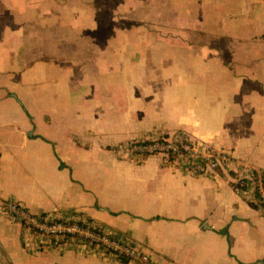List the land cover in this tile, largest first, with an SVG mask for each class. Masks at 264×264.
I'll list each match as a JSON object with an SVG mask.
<instances>
[{
  "label": "crops",
  "instance_id": "obj_1",
  "mask_svg": "<svg viewBox=\"0 0 264 264\" xmlns=\"http://www.w3.org/2000/svg\"><path fill=\"white\" fill-rule=\"evenodd\" d=\"M177 130L264 175V0H0V199L102 224L146 264H264L235 166L127 150ZM0 260L128 264L1 209Z\"/></svg>",
  "mask_w": 264,
  "mask_h": 264
},
{
  "label": "built area",
  "instance_id": "obj_2",
  "mask_svg": "<svg viewBox=\"0 0 264 264\" xmlns=\"http://www.w3.org/2000/svg\"><path fill=\"white\" fill-rule=\"evenodd\" d=\"M134 156L162 154L173 167L196 176L209 175L235 166L236 187L264 209V175L249 165H238L233 155L207 143L193 141L184 130L156 138L134 139L127 144ZM4 216L19 222L39 237H48L79 251L99 252L128 264H146L150 256L128 238L110 232L104 225L74 213H33L16 199H0ZM2 261L0 260V263Z\"/></svg>",
  "mask_w": 264,
  "mask_h": 264
}]
</instances>
